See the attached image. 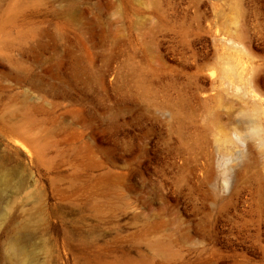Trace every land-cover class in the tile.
<instances>
[{
  "label": "rangeland",
  "instance_id": "374dc122",
  "mask_svg": "<svg viewBox=\"0 0 264 264\" xmlns=\"http://www.w3.org/2000/svg\"><path fill=\"white\" fill-rule=\"evenodd\" d=\"M0 264H264V0H0Z\"/></svg>",
  "mask_w": 264,
  "mask_h": 264
},
{
  "label": "bare ground",
  "instance_id": "6f19581e",
  "mask_svg": "<svg viewBox=\"0 0 264 264\" xmlns=\"http://www.w3.org/2000/svg\"><path fill=\"white\" fill-rule=\"evenodd\" d=\"M11 248H12L13 253H16V254L22 253L24 251L22 244L19 242L17 238H15L12 241Z\"/></svg>",
  "mask_w": 264,
  "mask_h": 264
}]
</instances>
